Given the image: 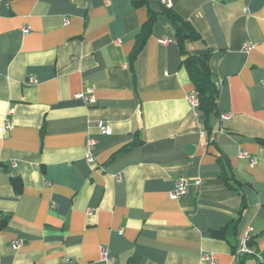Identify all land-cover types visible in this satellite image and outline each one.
<instances>
[{"label": "crops", "instance_id": "0c3cea01", "mask_svg": "<svg viewBox=\"0 0 264 264\" xmlns=\"http://www.w3.org/2000/svg\"><path fill=\"white\" fill-rule=\"evenodd\" d=\"M168 1L218 82L209 131L160 0H0V264H264V0Z\"/></svg>", "mask_w": 264, "mask_h": 264}, {"label": "trees", "instance_id": "16d2710c", "mask_svg": "<svg viewBox=\"0 0 264 264\" xmlns=\"http://www.w3.org/2000/svg\"><path fill=\"white\" fill-rule=\"evenodd\" d=\"M134 6H148L147 0H132ZM162 5V4H161ZM162 14L168 19L173 30L176 42L178 44L180 53L184 57L183 66L189 76V79L193 85L194 91L198 97V108L197 111L203 119L204 130L209 131L208 120L211 115L217 114V97H218V86L217 80L215 79L213 71L209 67V55L202 54L198 56H192L186 53L185 43L186 42H197L201 38L199 34L187 21L178 17L173 13L170 8H166L162 5ZM157 14L152 10L148 9V18L143 24L140 33L137 36L136 45L132 51L130 62H133L135 57L143 49L147 38L149 37L152 26L155 22ZM258 144L264 147V139L257 140ZM224 182L228 188H231L227 183L228 179L224 178ZM11 185L15 192L21 190V182L17 178L11 179ZM223 231L215 232L214 236L221 237Z\"/></svg>", "mask_w": 264, "mask_h": 264}, {"label": "built area", "instance_id": "2783aa9c", "mask_svg": "<svg viewBox=\"0 0 264 264\" xmlns=\"http://www.w3.org/2000/svg\"><path fill=\"white\" fill-rule=\"evenodd\" d=\"M209 1L210 2H214L216 0H209ZM160 3L164 7L170 8V3H169L168 0H160ZM65 24H67V21H65ZM22 32H23V34H29L30 30H29V28H24L22 30ZM165 43H166L165 40H161L160 41V44H165ZM245 48L246 49L248 48V44L245 45ZM33 83H34V81H33ZM217 86H218V82H217ZM77 97L81 98L83 100H88V98L84 94H80ZM186 101H187V103L190 105V107L193 110H197V108H198V97H197V93L195 91L190 92L186 96ZM221 119L226 121V120L230 119V116L225 114V115L221 116ZM97 127H98V129L100 130V132L102 134L107 135V134L110 133L108 126L105 125L102 122H98L97 123ZM9 129H11V125L9 124V122L5 121L3 127L0 130V132H5V131H7ZM200 131H201V134L203 135L204 134L203 127H200ZM211 139H213V137H211ZM95 145H96V141L95 140H93V139H87L86 140L85 146H86V149H87V153L85 155V160L88 163H92L93 162V156H92L91 151L93 150ZM241 157L248 158V156H246L245 154H243V155L241 154ZM250 162H251L252 166L256 165V160L255 159H251ZM195 185H198V183H196ZM188 186H189V184L183 178H179V179L175 180L172 189L168 193L169 199L177 200L180 197H182L183 195H185L186 192H187ZM250 231L251 230L248 229V231L245 233L244 237L242 238V240L240 242V245H239V247L237 249V252H236L237 255H241L242 254V255L255 256L253 251L250 250V248L247 245V243L249 241V238H250ZM21 246H22V241L21 240L14 241L11 244V248L14 249V250L19 249ZM102 256L105 257V252L104 251H102ZM257 258L260 261L264 262V258H261V257H257ZM203 259H204V261L208 262V264H216L215 261H213L212 259H209L206 256ZM65 264H72V261L66 260Z\"/></svg>", "mask_w": 264, "mask_h": 264}]
</instances>
